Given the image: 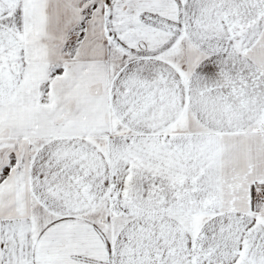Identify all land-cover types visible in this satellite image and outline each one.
<instances>
[{"label":"snow or ice","instance_id":"snow-or-ice-1","mask_svg":"<svg viewBox=\"0 0 264 264\" xmlns=\"http://www.w3.org/2000/svg\"><path fill=\"white\" fill-rule=\"evenodd\" d=\"M0 264H264V0H0Z\"/></svg>","mask_w":264,"mask_h":264}]
</instances>
